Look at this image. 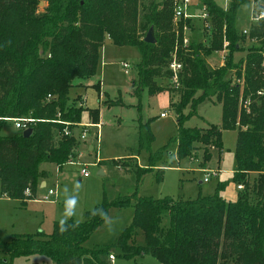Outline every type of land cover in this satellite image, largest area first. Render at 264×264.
Returning <instances> with one entry per match:
<instances>
[{
    "label": "trees",
    "instance_id": "1",
    "mask_svg": "<svg viewBox=\"0 0 264 264\" xmlns=\"http://www.w3.org/2000/svg\"><path fill=\"white\" fill-rule=\"evenodd\" d=\"M38 1L0 0V124L7 122L4 117L35 120L28 126L27 137L23 130L0 134L2 196L21 202L34 199L44 174L40 162L48 160L60 167L76 155L80 141L73 129L82 111H87L92 123L98 122V107L82 109L68 99L75 79L95 75L105 36L114 45L137 48L132 80L136 97L142 91L167 93L177 124V135L169 141L176 142L178 160L195 155L196 149L202 151V159H210L212 149L221 150L222 131L236 130L231 178L236 191L233 199L224 198L220 192L225 183L218 182L211 194L196 198L153 199L135 192L109 200L104 197L83 213L82 220H54L45 237L39 231L0 239V264H13L15 258L33 254L53 264H111L108 256L115 257L114 249L119 251L117 256L128 259L151 254L159 264H264V93H257L264 91V39L262 24L251 29L249 37L255 36L256 41L249 43L238 27L240 9L254 2L258 8L253 9L258 10L263 0H232L227 9L202 0L212 15L211 37L207 41L203 34L201 40L191 36L186 46L181 43V22L170 28L169 0L139 4L137 0H46L44 13L34 15ZM150 27L154 43L143 41ZM223 34L229 41L225 60L209 67L205 58L222 48ZM46 42L48 57L41 47ZM174 48L181 65L177 83L171 80L169 68ZM242 51L244 55H237ZM93 86L99 93V85ZM203 100L220 103V124L186 126ZM150 121L138 117L136 125L137 152L149 153L147 167H131L125 161L131 157L98 164L132 169L139 181L166 148L150 152L154 139ZM65 128L70 134H64ZM111 207H131L130 226L114 243L84 247L82 241L103 223ZM165 214L169 226L161 230ZM134 227L141 229L143 245L129 243Z\"/></svg>",
    "mask_w": 264,
    "mask_h": 264
},
{
    "label": "rangeland",
    "instance_id": "2",
    "mask_svg": "<svg viewBox=\"0 0 264 264\" xmlns=\"http://www.w3.org/2000/svg\"><path fill=\"white\" fill-rule=\"evenodd\" d=\"M217 5L224 8L223 0H213ZM141 0H137L139 4ZM241 9L238 18L239 29L247 28L250 24L249 13L251 9L258 8L255 3ZM47 6L46 0H39L34 15L44 13ZM193 9L188 10L192 13ZM211 14V13H210ZM171 30L175 28L171 17ZM212 23V18H211ZM256 23L251 29L259 26ZM193 36L207 41L211 37L206 30L200 31L199 23L188 24ZM224 27V26H223ZM225 29V28H224ZM224 32V30H223ZM262 32H264L262 26ZM242 34V32H241ZM243 35V34H242ZM222 35V41L224 39ZM245 37V36H244ZM246 38V37H245ZM247 43L248 41L246 39ZM48 42L41 44L46 48L45 56L48 57ZM244 51L237 55H244ZM219 53L213 51L205 58L209 67L219 65ZM139 58L137 48L133 46L114 45L108 37H104L103 45L99 50V60L95 75L86 79H75L69 90L68 103H74L77 107L99 109V121L102 126L99 130L98 141L94 142L95 149L88 151L85 140H81V152L70 157V163L58 167L48 160L40 162L39 169L44 171L43 179H39L36 189V199L22 203L11 198H2L0 193V239L10 240L17 234H35L42 231L43 237L51 232L53 220H82L84 209L92 208L102 198L112 199L117 195H131L136 193L142 197L153 199L196 198L208 195L214 191L218 182H224V188L220 194L224 198L233 199L236 188L231 182L232 172L235 167L234 146L236 141L235 129H224L221 133V150H211L210 159H202V151L196 149L195 155L191 157L176 158L177 124L171 107L168 105L165 92L156 95H148L146 91L141 92L140 98L133 93L132 80L136 76L135 63ZM126 62L129 66L124 68L121 63ZM127 70V72H125ZM243 74V71H242ZM264 78V75L262 76ZM239 82L243 83L242 77ZM98 84L99 93L94 88ZM140 99V100H139ZM103 100L106 101L103 102ZM166 112L165 117H159L160 112ZM141 121L151 119L150 130L154 139L150 145V152L159 151L162 147V156L154 164L152 170H148L139 181L130 170L119 168L117 165H99L98 158L105 160L117 159L121 162L127 156H136L139 167H147L149 153L145 150L137 152V119ZM89 121L88 113L83 110L80 122ZM220 103L203 100L197 105V115L186 120V126H205L206 123L220 124ZM0 134L12 135L18 131L12 122L0 124ZM67 160V161H68ZM131 167L137 165L131 157L125 160ZM86 163V164H85ZM116 163V164H118ZM137 165V166H138ZM85 166L87 176L79 175ZM103 174H98L99 169ZM251 175V174H250ZM207 181H204V178ZM45 178V179H44ZM252 175L249 179H252ZM44 180L46 186L41 188L40 182ZM137 181V182H136ZM52 190V195L45 200L47 190ZM133 209L131 207L109 208L106 218L94 231L82 241V245L91 248L94 245L111 244L117 241L124 229L132 222ZM169 226L167 214L163 215L159 227L165 230ZM129 243L143 245L145 240L138 227L132 228L128 237ZM119 251L114 249L115 259L111 264H159L151 254L136 256L128 259L117 256ZM113 253V251H112ZM0 252V256H1ZM13 264H53L44 256L33 254L29 257H17Z\"/></svg>",
    "mask_w": 264,
    "mask_h": 264
},
{
    "label": "built area",
    "instance_id": "3",
    "mask_svg": "<svg viewBox=\"0 0 264 264\" xmlns=\"http://www.w3.org/2000/svg\"><path fill=\"white\" fill-rule=\"evenodd\" d=\"M230 1L232 0H223L221 3L223 4L222 6L226 8ZM170 5H171V11H172V19L174 20V25L178 26L179 22H181V43L182 45L186 46L189 41L192 34V30L188 24L191 23H199L200 26V31L206 30L208 33H210L211 29V18L212 15L208 11L206 5L203 3L202 0H169ZM192 8L193 12L189 13L188 10ZM190 22V23H189ZM249 26L247 28H242L241 32L242 34L246 37V39L250 42H255L256 37H249V27L250 25H254L256 23H261L264 29V0L262 1L260 9H251V13L249 16ZM225 36V35H224ZM262 38L264 39V32L262 35ZM229 45V41L224 37L223 42H222V48L220 50H217L216 52H219V60H220V65L223 64L227 52V46ZM176 48L171 53V61L169 64V68L171 70V80L174 83H177V72L180 70L181 65L180 62L176 58ZM121 65L124 68H128V64L126 62H122ZM262 74L264 75V61L262 62ZM127 72V70H125ZM259 95H262L264 93L263 90L257 92ZM49 97V95H48ZM244 107L247 109V102H244ZM166 113L162 112L160 113V116H165ZM3 120L7 122H12L14 127L17 128L18 130H25L28 128L29 124L34 122L35 120L31 117H4ZM64 124H68V122L65 121H59ZM91 126V124L83 125L81 127L80 133L77 135V138L79 141L85 138V135L87 134L88 127ZM64 134H70V130L64 129ZM68 163L72 162V160H68ZM80 174L83 177L87 176V170L85 166L80 170ZM204 181H207V178L205 177L203 179ZM238 188H241L240 185L237 186ZM52 195V190L48 189L46 195L44 196V199L47 200L50 196ZM109 260L112 262L114 259L113 255L108 256Z\"/></svg>",
    "mask_w": 264,
    "mask_h": 264
},
{
    "label": "crops",
    "instance_id": "4",
    "mask_svg": "<svg viewBox=\"0 0 264 264\" xmlns=\"http://www.w3.org/2000/svg\"><path fill=\"white\" fill-rule=\"evenodd\" d=\"M222 4V3H221ZM222 6V5H221ZM247 6H249L250 7V5L248 4ZM246 6H243L242 8H245ZM241 8V9H242ZM241 9H240V12H241ZM249 16H250V13H249ZM239 22V21H238ZM249 26V25H248ZM247 26V27H248ZM216 53H219V52H216ZM218 56H219V54H218ZM219 65H220V63H219ZM100 86V85H99ZM161 93V92H160ZM166 93V92H165ZM167 94V93H166ZM167 101H168V95H167ZM168 105H169V102H168ZM165 112V111H164ZM160 113H162V112H160ZM160 113L158 114L159 115V117H161L160 116ZM166 113V112H165ZM162 117H165V116H162ZM85 124H87V125H89V124H91V126H89L88 127V131H87V134L85 135V138H84V140L86 141L85 142V144H83V145H85L86 146V148H87V150L88 151H93L94 149H95V144H94V142H96V141H98L97 139H98V136H97V134L99 135V130L101 129V126H102V124H101V122L99 121V118H98V122L97 123H92L91 122V120H90V118H89V121L88 122H85V123H82V122H79L78 124H76V127L73 129V131H74V135L77 137V135L80 133V130H81V127L83 126V125H85ZM81 141L79 142V144H78V147H77V151H78V156H79V154H80V152H81ZM127 157H133L134 159H135V161H136V163L138 164V160H137V158H136V156H127ZM126 158V157H125ZM99 160H105V159H101V158H98V160H97V162L99 161ZM67 163V162H66ZM53 164V163H52ZM86 164V163H85ZM56 166V165H55ZM139 166V165H138ZM56 169H57V171H59V169H58V167H56ZM99 170H101L102 171V169L100 168ZM103 172V171H102ZM79 175L81 176V174H80V172H79ZM83 177V176H82ZM45 179V178H44ZM46 186V182L44 181V180H42L41 182H40V187L41 188H43V187H45ZM2 196V195H1ZM36 196H37V194H36ZM36 196H35V198L34 199H32V200H35L36 199ZM2 198H7V197H5V196H2ZM32 200H26L25 202H22V203H26V202H28V201H32ZM21 202V201H20ZM90 209V208H89ZM86 210H88V209H86ZM85 209H84V211H83V213L86 211ZM82 218H83V214H82ZM74 220V219H73ZM54 221V220H53ZM77 221H79V220H77ZM114 259H115V257H114ZM113 259V260H114ZM112 260V261H113Z\"/></svg>",
    "mask_w": 264,
    "mask_h": 264
},
{
    "label": "water",
    "instance_id": "5",
    "mask_svg": "<svg viewBox=\"0 0 264 264\" xmlns=\"http://www.w3.org/2000/svg\"><path fill=\"white\" fill-rule=\"evenodd\" d=\"M143 41L146 43H154L155 42V37H154V33H153V29L150 27L148 29V31L145 33L144 37H143ZM31 133V129L27 128L25 130L22 131V135L27 137L28 135H30ZM98 174L102 175L103 172L101 170H99Z\"/></svg>",
    "mask_w": 264,
    "mask_h": 264
}]
</instances>
